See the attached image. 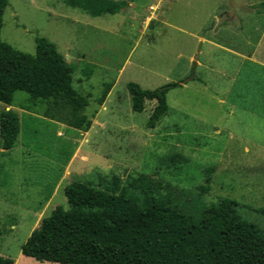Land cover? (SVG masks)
Wrapping results in <instances>:
<instances>
[{"label":"rangeland","instance_id":"obj_1","mask_svg":"<svg viewBox=\"0 0 264 264\" xmlns=\"http://www.w3.org/2000/svg\"><path fill=\"white\" fill-rule=\"evenodd\" d=\"M116 1L127 11L93 16L66 0H8L1 39L30 54L37 37L53 42L74 86L90 95L92 121L83 131L67 124L68 110L23 109V91L11 106L0 102L21 125L16 145L0 147V255L14 264H60L25 256L22 246L43 217L68 207L64 189L74 180L100 186L145 173L180 206L233 200L264 230V0L235 8L228 0ZM129 82L180 84L154 128L155 102L133 111ZM106 83L113 86L99 104Z\"/></svg>","mask_w":264,"mask_h":264},{"label":"trees","instance_id":"obj_2","mask_svg":"<svg viewBox=\"0 0 264 264\" xmlns=\"http://www.w3.org/2000/svg\"><path fill=\"white\" fill-rule=\"evenodd\" d=\"M66 2L93 16L128 9L116 0ZM7 5L8 0H0V32ZM74 80L72 67L49 39L37 37L36 52L30 54L0 36V102L11 106L14 93L23 91L30 102L23 109L39 103L68 110L67 124L87 131L92 122L85 114L90 95L79 92ZM112 86L105 84L99 104ZM174 86L180 84L144 89L138 83H127L133 111L142 112L146 102H155L149 128L168 114L167 93ZM20 131L18 112L3 110L0 147L13 148ZM212 171L206 170L201 189H208ZM163 188V183L145 173L124 180L113 175L100 186L74 180L64 189L68 207L58 205L43 217L23 244L22 253L60 264H264V230L243 219L235 201L221 199L197 209L185 208L172 196L163 195ZM260 212L264 214V209ZM14 263L13 258L0 255V264Z\"/></svg>","mask_w":264,"mask_h":264},{"label":"water","instance_id":"obj_3","mask_svg":"<svg viewBox=\"0 0 264 264\" xmlns=\"http://www.w3.org/2000/svg\"><path fill=\"white\" fill-rule=\"evenodd\" d=\"M228 1H229L230 5H231L232 7L242 6V4L244 3V0H228ZM193 77H194V76H191V77H189L188 79H185L182 83H184V82H186V81L192 79Z\"/></svg>","mask_w":264,"mask_h":264},{"label":"crops","instance_id":"obj_4","mask_svg":"<svg viewBox=\"0 0 264 264\" xmlns=\"http://www.w3.org/2000/svg\"><path fill=\"white\" fill-rule=\"evenodd\" d=\"M233 8H235V7H233ZM117 14V13H116ZM216 28V25L212 28V29H215Z\"/></svg>","mask_w":264,"mask_h":264}]
</instances>
